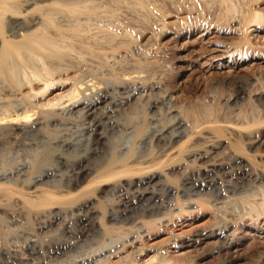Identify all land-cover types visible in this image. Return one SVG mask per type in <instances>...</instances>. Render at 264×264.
<instances>
[{"label":"rangeland","instance_id":"obj_1","mask_svg":"<svg viewBox=\"0 0 264 264\" xmlns=\"http://www.w3.org/2000/svg\"><path fill=\"white\" fill-rule=\"evenodd\" d=\"M257 1L144 0L151 9L141 7L144 9L140 8L135 20L119 11L117 29L128 25L133 38L144 44L148 61L152 63L149 79L161 83L162 95L169 101L160 103L148 114L151 123L144 139L135 146L136 154H159L169 142L168 127L173 115L177 113L185 122L177 129L183 134L178 143L187 144L182 143L183 148L179 145L181 161L172 171L168 163H163L161 168L167 182L175 181L177 194L149 196L146 201L134 202L130 209H118L113 204L116 201L120 204L123 197L121 193H112L111 186H103L82 201L73 198L75 201L68 205L61 203L68 197L59 195L53 196L57 201L50 203L45 198L37 200L26 188L37 171L58 159L51 139L72 137L85 144L84 128L92 122L78 112L62 109L61 117L66 118L51 126L46 138L36 136V130L23 133L14 129L6 133L11 132L0 144V181L23 187L19 196L0 194L3 199L0 200V264H73L83 257L93 258L92 264H256L264 251V218L246 221L245 215L259 205V209H264L261 205L264 178L254 180L251 176L253 169L264 172V100H256L257 93L264 89V27L251 23L245 25L244 31L240 23L242 13L251 11L252 6V9H264V0ZM101 72L98 73H104ZM240 86L246 94L234 103ZM71 89V83L61 81L50 89L44 102L66 101ZM19 99L20 96H0V106L7 102L20 104ZM103 108L106 114L110 113L111 106L105 107L104 103L96 106L97 112ZM119 119L125 125L121 130L112 133L106 130L107 140L102 145L106 156L125 152L133 145L136 123L128 122L130 126H127L125 117ZM226 124L237 129H229ZM261 135L262 143L251 147L250 142L258 141ZM158 137H162L161 145L156 140ZM187 137H191L190 142ZM190 148L207 151L208 156L192 161L188 155ZM95 161L92 157L85 164L93 167ZM215 167L219 170L214 171ZM231 171H237L238 175L228 176ZM50 184H58V180ZM57 197L63 201L59 202ZM25 200L32 204H25ZM226 224L232 225L233 246L216 251L219 240L214 235L196 242L197 245L193 243L197 231L209 232ZM33 240L40 245L43 242L42 252L29 255L28 247ZM65 242L75 244L63 252H53L54 245Z\"/></svg>","mask_w":264,"mask_h":264},{"label":"bare ground","instance_id":"obj_2","mask_svg":"<svg viewBox=\"0 0 264 264\" xmlns=\"http://www.w3.org/2000/svg\"><path fill=\"white\" fill-rule=\"evenodd\" d=\"M248 6H251V2ZM248 6L246 8H249ZM141 7L151 9L144 3V0H0V96L5 98L7 96H20L21 99L19 100H22L20 104L16 103L17 105L7 102L10 105L3 104L0 106V144L7 135L6 133L14 129L23 133L36 130V136L46 138L49 133L47 130L64 118L60 114L62 109L68 110L70 113L78 112L86 120H92L84 128L85 131L82 130L87 135L85 144L71 139L72 137H68L69 139L67 137L54 138L53 141L51 139L52 148L55 149L56 147L55 152L58 159L55 160V164L43 166L42 170L40 169L35 173L36 176H30L33 179L28 182L26 188L33 194V197L36 196L37 200H39L38 198H45L44 201L50 203L53 200L57 201V199H53V196L56 198L59 195V197H68L64 201L61 200L63 202L57 197L63 205H68V203L73 202V198L82 201L84 197L94 195L103 186H111L110 191L112 193H121L123 197L120 204H116L119 201L112 203L115 206L118 205V209H130L134 202L146 201L149 196L157 197L161 193H169L170 195L177 192V187L173 184L175 181L169 183L171 180H168L167 182V179L162 177L161 168L163 163H168V169L172 171L181 161L179 160V149L181 151L183 148L181 145L186 141H182L181 144L178 143L183 134L177 132V129H181L185 124L184 119L176 113L172 117L170 127L165 125L171 130L170 139L169 142H164V149L160 150L159 154L157 152V155L151 153L152 156H149L150 154H136L137 148L135 146L138 141L144 139V133H146L150 122L148 114L152 109L161 106L160 103L169 102L165 101V96L162 95L161 83L149 79L151 73L148 74V69L152 63L148 61L147 53L143 48L144 44L133 38L134 33L128 25L121 29L118 28L119 30L116 27L121 19V17L119 20L117 18L120 14L119 11L130 14L133 16L130 20H135L136 13ZM252 7L251 11L246 10V13L241 15L242 22L240 24L244 31L246 30L245 25L249 26L251 23L259 25L260 28L264 27V9L259 7L252 9ZM143 9L141 8V11ZM93 67L96 68L95 70L98 68L104 73L101 72L103 74L100 75L98 73L100 71L93 70ZM104 69H107L108 72ZM61 81L72 84L68 100L61 102V100L48 99L44 102L50 89L56 84H60ZM244 94H246L244 88L240 86L233 102L237 103L244 97ZM256 100L258 102L264 100V89L257 93ZM99 103H104L105 107L111 106L110 113L106 114L104 108L97 112L96 106ZM122 116L126 118L125 124L127 126H130L128 122L136 123L133 145L130 146L131 148H127L128 150L125 152L123 150H121L122 153L110 152L111 154L106 156L102 149L103 143L107 140L106 130L111 133L121 130L125 126L119 119ZM63 121L61 120V122ZM159 124L161 125V123ZM226 125L229 129L234 128L232 125ZM39 128L43 130H38ZM166 133L168 130L165 135ZM190 138L187 137L188 142H190ZM156 140L160 144L162 137H158ZM256 143H262V135L258 141L250 142V146L252 147ZM213 148L217 147L214 146ZM198 150H190L188 154L190 160L197 161V159H204L208 156L207 151L200 152ZM166 152L168 153L165 154ZM92 157L96 159V163H93V167L86 166L85 162ZM214 169V171L219 170L217 167ZM252 172L251 176L254 180L264 178V172L261 174L254 169ZM227 175L237 176L238 172L231 171ZM56 180H58V184H50ZM3 181H0V194L5 197L23 194V187L13 182ZM151 187L153 189L150 190ZM26 200L25 204L28 201ZM29 202L27 203L29 204ZM45 205L52 206L50 204ZM261 205L263 207L264 201ZM258 207L260 208V205ZM258 207L250 212L247 211V214L245 213L246 221H258L264 218V209ZM85 221L87 220L85 219ZM231 226L226 224L209 232L199 230L194 234L193 243L196 244V242L209 238V235H214L219 240L216 251H220L229 245L233 246ZM33 241L28 247L29 255L42 252L41 245L43 242L40 245L38 241ZM74 244L59 243L54 245L52 250L55 253H60ZM93 260L91 257H83L77 259L73 264H92ZM256 264H264V251Z\"/></svg>","mask_w":264,"mask_h":264}]
</instances>
